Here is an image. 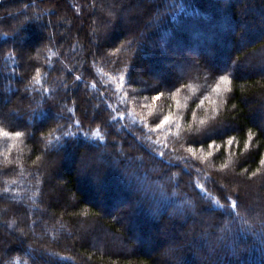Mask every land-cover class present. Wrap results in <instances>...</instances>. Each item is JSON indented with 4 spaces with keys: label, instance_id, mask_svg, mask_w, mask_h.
<instances>
[{
    "label": "trees",
    "instance_id": "obj_1",
    "mask_svg": "<svg viewBox=\"0 0 264 264\" xmlns=\"http://www.w3.org/2000/svg\"><path fill=\"white\" fill-rule=\"evenodd\" d=\"M0 131V264H264V0H0Z\"/></svg>",
    "mask_w": 264,
    "mask_h": 264
},
{
    "label": "snow or ice",
    "instance_id": "obj_2",
    "mask_svg": "<svg viewBox=\"0 0 264 264\" xmlns=\"http://www.w3.org/2000/svg\"><path fill=\"white\" fill-rule=\"evenodd\" d=\"M33 79L36 82H39V74H37L36 76H34ZM110 79L115 80L117 78L112 77ZM119 79H123V77H120ZM221 84H223V85H227L228 84L227 77H221V79H220L217 87L215 89H213V91L219 92L220 91V85ZM121 87H122L121 84H117L116 91L119 92L121 90ZM159 99H160V96H156V97L153 98V104L151 106H149L147 104L143 105L144 107H149L150 108L149 112L146 114L147 116H152L153 115L155 101H157ZM120 102L121 103H124V100L121 99ZM128 115L131 116L132 113H128ZM174 116H175V113L169 112L168 114L164 115L163 118L159 120V123H156L154 126H149L146 117L145 116H141L140 123L143 124V126L148 130L149 133H157V132L162 133L163 134V137H164L163 139H161L158 136L157 139L154 140V141H152V142L153 143H156V144H159L162 148H167L168 147L167 137L169 135L177 136V138H179L178 137V132H179V129H180V124L173 119ZM113 119H116V117H113ZM201 123H204V121H201ZM173 125L175 126L176 131H172V126ZM65 134H67V133H65ZM0 135H2L4 137H8L9 136V133L7 131H0ZM21 135H22V133H19V132L15 133V137H17V138L20 137ZM91 135L92 136H99L100 135V132L97 129V130L92 131L91 132ZM145 138L148 139V140H152V137L150 135H146ZM227 143L229 145H231L232 144V141L229 140ZM209 147L211 148L212 145H210ZM186 151H188L189 153H191L193 155V157L195 158L196 153L193 151V149L188 148V149H186ZM160 155L163 156L164 153L161 152ZM209 155H211V153H209ZM5 160H7V156H5ZM226 166L227 165H225V167ZM200 187H203V186L201 185ZM209 198L211 199V197H209ZM232 206L233 207H237V205L235 203H233Z\"/></svg>",
    "mask_w": 264,
    "mask_h": 264
},
{
    "label": "rangeland",
    "instance_id": "obj_3",
    "mask_svg": "<svg viewBox=\"0 0 264 264\" xmlns=\"http://www.w3.org/2000/svg\"><path fill=\"white\" fill-rule=\"evenodd\" d=\"M222 87H225V85H222ZM173 126H174V125H173ZM173 126H172V127H173Z\"/></svg>",
    "mask_w": 264,
    "mask_h": 264
}]
</instances>
